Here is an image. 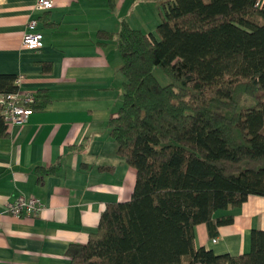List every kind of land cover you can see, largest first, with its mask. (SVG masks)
<instances>
[{
	"label": "trees",
	"instance_id": "16d2710c",
	"mask_svg": "<svg viewBox=\"0 0 264 264\" xmlns=\"http://www.w3.org/2000/svg\"><path fill=\"white\" fill-rule=\"evenodd\" d=\"M159 1L157 37L126 19L98 31L116 40L122 59V102L108 127L135 182L130 198L107 202L87 241L65 253L70 264H264L262 229L251 230L241 254L194 242L196 224L215 237L233 219L218 211L264 195V2ZM16 89L15 75L0 73V95ZM49 101L39 88L29 105ZM5 127L0 114V137Z\"/></svg>",
	"mask_w": 264,
	"mask_h": 264
},
{
	"label": "crops",
	"instance_id": "0c3cea01",
	"mask_svg": "<svg viewBox=\"0 0 264 264\" xmlns=\"http://www.w3.org/2000/svg\"><path fill=\"white\" fill-rule=\"evenodd\" d=\"M50 1L37 10L35 0H0V73L21 75V92L35 96L45 88L50 96L0 137V264H70L67 245L86 242L105 204L129 199L135 182L108 127L122 102V59L116 40L98 31H116L126 19L157 37L159 14L145 13L150 1ZM30 17L42 35L37 49L21 44ZM56 162L53 173L35 170ZM19 194L39 200L37 215L5 211L6 199ZM216 214L233 219L219 225L215 241L204 223L196 224L195 245L214 253L247 252L251 230H264V195L249 194Z\"/></svg>",
	"mask_w": 264,
	"mask_h": 264
},
{
	"label": "built area",
	"instance_id": "2783aa9c",
	"mask_svg": "<svg viewBox=\"0 0 264 264\" xmlns=\"http://www.w3.org/2000/svg\"><path fill=\"white\" fill-rule=\"evenodd\" d=\"M257 5H261L264 0H255ZM51 5L50 0H35L34 7L37 10H43ZM36 19L30 17L25 22L24 30L21 34V44L37 49L42 46L41 32L36 28ZM21 75L15 77L16 85L21 79ZM1 96V95H0ZM34 100L33 92H21L18 87L15 91L8 93L6 96L0 97L2 105L0 114L6 126L15 123L22 124L25 122L29 114L33 111V107L29 105ZM5 211L11 215L20 216L22 214L28 216H35L41 209V203L33 196L16 195L12 198L6 199L4 202ZM213 241L216 237L212 238Z\"/></svg>",
	"mask_w": 264,
	"mask_h": 264
},
{
	"label": "rangeland",
	"instance_id": "374dc122",
	"mask_svg": "<svg viewBox=\"0 0 264 264\" xmlns=\"http://www.w3.org/2000/svg\"><path fill=\"white\" fill-rule=\"evenodd\" d=\"M150 2H153V3H151V5H153V7H151V6L147 7L145 10L146 11L145 13L147 14V13H151L152 11H155L156 14H159L160 1L159 0H151ZM136 13H137V11H136ZM131 25L135 28H138L137 26H140L141 24L139 22H132ZM145 29H147V28H145ZM153 72L162 84L169 82V77L165 74V72L159 66L154 67ZM262 131L264 132V128L262 129Z\"/></svg>",
	"mask_w": 264,
	"mask_h": 264
}]
</instances>
